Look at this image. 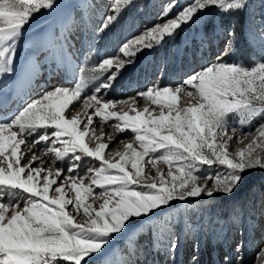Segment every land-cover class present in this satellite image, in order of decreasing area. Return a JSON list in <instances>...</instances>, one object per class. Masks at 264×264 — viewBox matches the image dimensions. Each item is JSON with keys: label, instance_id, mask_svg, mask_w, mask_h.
I'll return each mask as SVG.
<instances>
[{"label": "snow or ice", "instance_id": "6c2138e0", "mask_svg": "<svg viewBox=\"0 0 264 264\" xmlns=\"http://www.w3.org/2000/svg\"><path fill=\"white\" fill-rule=\"evenodd\" d=\"M247 3L192 0L174 14L170 4L163 22L125 40L91 70H80L73 86L55 87L0 117V264H93L141 218L159 215L173 201L230 196L253 172L264 171V123L254 125L264 121V59L251 66L227 62L224 56L238 50L234 31L215 63L178 85L153 83L122 100L102 94L145 49L166 43L209 11L233 14ZM130 6L134 0H113L98 30H109ZM56 7L57 0H0V76L14 72L17 44L33 16ZM70 27L45 51L74 73L65 35ZM100 75L106 78L83 95L89 79ZM125 132L131 138L110 149ZM234 139L250 142L230 151ZM214 165L223 170L209 171ZM257 260L264 264V248Z\"/></svg>", "mask_w": 264, "mask_h": 264}, {"label": "rangeland", "instance_id": "374dc122", "mask_svg": "<svg viewBox=\"0 0 264 264\" xmlns=\"http://www.w3.org/2000/svg\"><path fill=\"white\" fill-rule=\"evenodd\" d=\"M112 2L57 0V15L52 24L34 31L25 29L17 44L14 67L19 66L29 50L37 49L36 44L31 42L32 38L45 34L49 48L50 44L60 43L61 31L70 23V30L65 35L71 44L68 52L76 60L74 79L70 80L73 86L79 79L80 70H91L104 58L115 55L125 40L161 23L162 13L170 4L174 6V14L192 0H134V7L123 11L115 25L101 32L99 26L109 14ZM83 16L88 18V23ZM261 19H264V0H248L245 10L228 15L209 11L201 15L195 24L182 26L177 35L166 38V43L139 53L112 88L102 90V93H107L106 99L121 100L127 91H142L153 83L178 85L193 72L215 63L223 54L230 39L229 33L233 31L237 34L238 50L224 56V59L229 63L251 66L264 59ZM44 52L39 67L47 72L42 78L52 84L55 77L49 72L57 69L58 61L49 58L50 49ZM58 68L59 72L64 71V77L68 74L66 64ZM35 70L39 71L38 66ZM105 78V75H100L89 79L83 95L92 94ZM15 97L17 102L24 99L18 92H15ZM256 123L264 121L258 118L254 125ZM131 135L125 132L117 136L129 140ZM234 145L237 148L241 144L234 139L230 148ZM217 170L222 171V166L214 165L209 171L214 173ZM81 172L86 171L81 169ZM158 212L157 216L141 218L127 235L117 234V239L106 246L105 255H97L93 264H102V261L111 264H194L193 256L197 257L196 264H226V257L227 264H236L237 248L241 246V264H255L260 249L264 248V171L253 172L243 186L230 196L218 194L213 198L173 201ZM223 238L228 240L229 245H225ZM172 244L176 245L175 250H172Z\"/></svg>", "mask_w": 264, "mask_h": 264}, {"label": "bare ground", "instance_id": "6f19581e", "mask_svg": "<svg viewBox=\"0 0 264 264\" xmlns=\"http://www.w3.org/2000/svg\"><path fill=\"white\" fill-rule=\"evenodd\" d=\"M163 19H166V18H163ZM163 19L161 20V22H163ZM31 42L36 44L37 49L32 50V51L29 50L28 53L24 55V57L22 59L23 61L20 62L19 66L17 67V70L14 71L10 76V78H11L10 84L8 86H6V88L8 89L7 92L16 91V93L17 92L19 93V96L21 99H22V97L24 98L22 100H18L19 102H17L15 108L11 109L10 112L6 115L8 117H11L12 115L18 113L24 107L25 104L41 97L47 91H49L55 87H60V86L71 87L72 81H70V80L74 79L72 77L73 72L69 71L68 66L65 69L68 72V74L66 73L67 75L65 77H64V71L59 72L60 69L58 67L56 70L54 69L55 71L49 72L50 75L55 77L53 79L55 82H53L52 84L49 81H47V79L42 78L43 75L45 76L47 72L44 73L43 70H41V68L39 67V65H40V60H41L42 56H44V54H45V52H44L45 49L48 48V46H47L48 42L46 41L45 34H39L35 38H32ZM72 60L74 62V69H75L76 60L73 57H72ZM36 66H38L39 71L35 70ZM51 69H53V68H51ZM57 71H58V73H57ZM24 72H26V73L24 74ZM146 88L147 87L145 86L144 88H142V90H144ZM140 91H141V89H138L137 91H134V92L133 91H127L125 93V95H122L123 96L122 98L126 99L129 97H133L136 95V93H138ZM137 99H138V105L142 108L144 106V101L142 100V98H137ZM97 127H98V124H97ZM104 131L107 133L111 130L108 127H105ZM121 139L126 140V138H124L122 136H115L114 140L109 145V148L111 149L112 145ZM249 142H250V140H246L245 145ZM245 145L241 144V145L237 146V148L244 147ZM120 147L122 148V145ZM233 148H236V145L232 146L230 149H233ZM37 154H39V153H37ZM93 163H98V162H93ZM87 167L88 166L85 165V167L82 168V170L87 171ZM230 256H231V253H230ZM255 264H259L258 260H256Z\"/></svg>", "mask_w": 264, "mask_h": 264}]
</instances>
